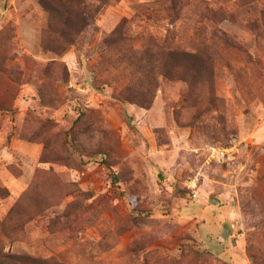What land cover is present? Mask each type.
Listing matches in <instances>:
<instances>
[{
	"label": "rangeland",
	"instance_id": "374dc122",
	"mask_svg": "<svg viewBox=\"0 0 264 264\" xmlns=\"http://www.w3.org/2000/svg\"><path fill=\"white\" fill-rule=\"evenodd\" d=\"M85 5L69 44L79 0H0V264H264V0Z\"/></svg>",
	"mask_w": 264,
	"mask_h": 264
},
{
	"label": "trees",
	"instance_id": "16d2710c",
	"mask_svg": "<svg viewBox=\"0 0 264 264\" xmlns=\"http://www.w3.org/2000/svg\"><path fill=\"white\" fill-rule=\"evenodd\" d=\"M102 2L109 3L108 0H101ZM112 1H118V0H112ZM175 1L174 7L177 6V2L179 0H173ZM41 2V1H40ZM82 2L84 3V0H79V10L80 13H82L83 17H80L78 20L81 21V24L78 25L77 23H72L71 18V12L67 9L63 14H60L64 17V22L62 23V26L57 25L58 28H56L54 25H51L50 28L54 29L55 31H58L59 36L66 39L68 43H73L76 40V36L80 35L82 32L85 31V29L89 26L87 17L84 16L85 12L89 10V7L86 5L83 7ZM81 3V4H80ZM65 5H62L64 7ZM57 9L54 10L56 12ZM60 10H58L59 12ZM88 13V12H87ZM127 22L121 21L119 22L113 29L112 33H109L103 40L105 47L109 48L110 46H113L115 44H121L126 43L129 40V34L127 30ZM153 46L158 49H151L150 50H144L142 54H136L132 58L128 60L129 63L133 64L136 67V71H140V69L143 68H149L150 66L156 67V68H162L161 65V59L160 56L164 55L162 54L165 49L162 48V44H159L157 42L152 43ZM169 54V60L172 61L170 65H166L168 68V72L165 73L164 76H180L182 79L184 77V72L180 70L182 67L184 68V62L177 63L176 60L177 57L181 56L177 53L180 51L178 50H168ZM166 52V53H167ZM172 64V65H171ZM174 67L175 70L172 71L171 67ZM138 83H129L128 85L124 86L123 89L119 90L115 98L119 101H128L140 104L143 107H149L154 99L155 90H157L158 87V81L157 76L152 72L149 71L146 75H143L141 77L137 78Z\"/></svg>",
	"mask_w": 264,
	"mask_h": 264
},
{
	"label": "built area",
	"instance_id": "2783aa9c",
	"mask_svg": "<svg viewBox=\"0 0 264 264\" xmlns=\"http://www.w3.org/2000/svg\"><path fill=\"white\" fill-rule=\"evenodd\" d=\"M225 152L223 150H220L218 148H212L211 151V156L212 157H216V156H224Z\"/></svg>",
	"mask_w": 264,
	"mask_h": 264
},
{
	"label": "water",
	"instance_id": "95a60500",
	"mask_svg": "<svg viewBox=\"0 0 264 264\" xmlns=\"http://www.w3.org/2000/svg\"><path fill=\"white\" fill-rule=\"evenodd\" d=\"M211 203L213 204H219L221 201L220 199H218L217 197H210V200H209Z\"/></svg>",
	"mask_w": 264,
	"mask_h": 264
}]
</instances>
